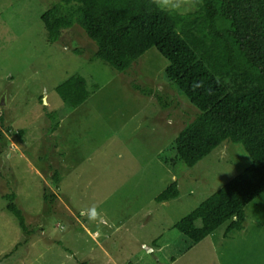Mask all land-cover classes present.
Masks as SVG:
<instances>
[{
  "label": "rangeland",
  "instance_id": "obj_1",
  "mask_svg": "<svg viewBox=\"0 0 264 264\" xmlns=\"http://www.w3.org/2000/svg\"><path fill=\"white\" fill-rule=\"evenodd\" d=\"M59 1L0 0V264H264V193L241 232L225 237L229 221L194 244L174 228L250 165L243 146L173 164L200 112L167 80L168 61L152 48L118 72L93 60L78 25L50 43L41 16ZM72 78L84 84L74 104ZM173 182L179 197L157 203ZM14 193L23 223L7 209Z\"/></svg>",
  "mask_w": 264,
  "mask_h": 264
},
{
  "label": "trees",
  "instance_id": "obj_2",
  "mask_svg": "<svg viewBox=\"0 0 264 264\" xmlns=\"http://www.w3.org/2000/svg\"><path fill=\"white\" fill-rule=\"evenodd\" d=\"M41 19L50 43L80 26L96 45L93 60L118 72L130 70L148 50H158L168 61L167 80L200 112L171 145L173 164L193 167L226 141L241 144L251 158L246 169L174 228L194 244L229 221L225 237L243 231L246 205L264 193V0H202L200 10L183 19L156 11L150 0H60ZM70 86L74 104L84 84L72 78ZM0 122L3 126V115ZM51 179L59 188L60 173ZM179 195L173 182L155 200L165 203ZM15 197H6L7 209L21 223Z\"/></svg>",
  "mask_w": 264,
  "mask_h": 264
},
{
  "label": "clouds",
  "instance_id": "obj_3",
  "mask_svg": "<svg viewBox=\"0 0 264 264\" xmlns=\"http://www.w3.org/2000/svg\"><path fill=\"white\" fill-rule=\"evenodd\" d=\"M150 6L169 17L183 19L198 12L202 7V0H150ZM180 27L181 25L177 24V29ZM97 216L98 212L90 211V219Z\"/></svg>",
  "mask_w": 264,
  "mask_h": 264
}]
</instances>
